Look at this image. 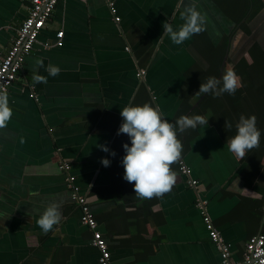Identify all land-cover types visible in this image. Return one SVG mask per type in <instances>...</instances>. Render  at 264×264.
<instances>
[{
    "label": "crops",
    "instance_id": "obj_1",
    "mask_svg": "<svg viewBox=\"0 0 264 264\" xmlns=\"http://www.w3.org/2000/svg\"><path fill=\"white\" fill-rule=\"evenodd\" d=\"M29 1L0 0L5 48L27 17ZM113 3L115 12L109 0H61L7 92L13 116L0 129V264H100L92 232L81 224V209L59 169L62 162L72 166L112 264H222L198 199L206 201L205 212L231 259L240 262L249 239L264 234V157L254 158L258 148L238 160L208 123L173 165L177 181L163 198L138 199L134 184L123 178V145L131 141L117 134L121 110L151 103L174 122L184 100H190L184 93L187 70L199 54L208 55L198 35L181 45L163 35L164 23H172L174 30L183 23L181 13L190 0ZM195 6L206 14L205 32L214 45L229 37L218 78L225 67L237 72L243 57L251 63L252 48L264 53V8L247 24L246 16L236 24L213 0H195ZM60 31L62 43L56 45ZM47 43L54 45L45 48ZM49 63L60 67L58 76L48 75ZM210 69L214 76V66ZM141 70L144 77L137 75ZM34 74L47 77V84L34 83ZM239 89L264 134V96L242 83ZM182 162L195 186L180 171ZM53 202L61 205L63 219L44 234L35 219Z\"/></svg>",
    "mask_w": 264,
    "mask_h": 264
},
{
    "label": "clouds",
    "instance_id": "obj_2",
    "mask_svg": "<svg viewBox=\"0 0 264 264\" xmlns=\"http://www.w3.org/2000/svg\"><path fill=\"white\" fill-rule=\"evenodd\" d=\"M181 20L183 23L174 30L172 23L163 24L164 36L170 37L174 45H181L195 35L205 31L207 17L195 6V0L185 5ZM37 66H43L37 60ZM48 75L56 77L60 74L59 66L49 63L45 69ZM34 83L47 84V77L34 74ZM241 87V78L233 68H227L221 78L210 76L202 82L195 95H212L214 98L227 93L235 96ZM123 122L118 135L126 134L131 141L123 145L126 155L123 157L124 179L134 184L135 196L138 199L163 198L170 193L176 184L177 173L173 165L181 161L183 144L178 138L188 129L196 130L200 126H207L210 118L204 115H181L175 122L163 118L159 106L153 107L151 103L143 105H128L121 110ZM13 116L9 103V94L0 89V129L7 127ZM206 127V128H207ZM236 134L228 138L226 147L234 157L243 160L253 149L259 148L261 143V130L257 126V117L241 115L236 123ZM226 130L232 129V124L226 120ZM104 152H110L106 145H99ZM110 154L114 157L115 151ZM101 163L108 167L111 161L102 158ZM33 218V217H32ZM34 219V218H33ZM63 213L58 202L50 203L35 223L44 234L52 231L62 222Z\"/></svg>",
    "mask_w": 264,
    "mask_h": 264
},
{
    "label": "trees",
    "instance_id": "obj_3",
    "mask_svg": "<svg viewBox=\"0 0 264 264\" xmlns=\"http://www.w3.org/2000/svg\"><path fill=\"white\" fill-rule=\"evenodd\" d=\"M223 12L236 24H239L246 16V22H250L260 11L264 8L263 0H213ZM202 46L207 51V57L199 54V61L195 62L186 72V82L184 85L185 95H190V100H184L183 105L176 114L174 122L181 115H204L209 119V124L214 125L219 131L220 135L228 140L236 134V123L241 115H253L250 106L244 101L240 89L236 92L235 96L224 93L219 97L212 95L201 96L195 95L199 91L202 82H206L207 78L211 76L209 71L210 67L214 66L215 77H219L222 69V62L226 55L227 43L229 37H224L219 45H214L205 31L198 34ZM154 50H150L149 57H152ZM252 62L249 63L245 57L242 58L236 65L237 74L241 78V83L247 89L254 88L259 94L264 96V53H258L252 48L249 51ZM227 67H225V70ZM211 70V69H210ZM224 70V71H225ZM222 72V76L224 74ZM221 76V77H222ZM219 79V78H218ZM199 101L198 105L189 113L190 109L194 106L195 102ZM228 120L232 124L231 130H226L225 124ZM258 123V122H257ZM201 127V126H200ZM196 130L188 129L184 133H178V138L183 144V153L189 148V142L193 139L199 128ZM260 147L256 150L255 159L262 160L264 157V134H261ZM253 153V154H254Z\"/></svg>",
    "mask_w": 264,
    "mask_h": 264
},
{
    "label": "built area",
    "instance_id": "obj_4",
    "mask_svg": "<svg viewBox=\"0 0 264 264\" xmlns=\"http://www.w3.org/2000/svg\"><path fill=\"white\" fill-rule=\"evenodd\" d=\"M61 0H30L28 15L19 25L16 30V35L12 45L5 48L0 38V89L8 92L11 86L16 82L19 73L23 70V66L27 57L33 52L35 45L38 43L39 36L42 30L51 20L53 12ZM111 10L115 12L113 0H109ZM120 21L118 17L115 18ZM63 31L57 33L56 45H61ZM54 44L47 43L45 48H50ZM145 70H141L137 75L144 77ZM60 171L67 175V184L71 191V199L80 207L82 225L88 227L92 232V244L98 248L100 252V264H112L111 252L107 241L103 234L98 230L97 220L91 211L89 204L84 195L81 194L79 188L75 184L76 177L71 172L72 166L67 162H62L59 165ZM182 174L190 178L189 183L192 186L197 184L190 175L189 168L182 162L180 164ZM206 201L197 200V208L201 210L203 221L207 226L210 237L218 247L222 264H264V234L252 236L246 246L244 259L240 262H235L231 259L229 246L223 241L218 230L213 226L210 217L205 212ZM264 210V205H263Z\"/></svg>",
    "mask_w": 264,
    "mask_h": 264
},
{
    "label": "bare ground",
    "instance_id": "obj_5",
    "mask_svg": "<svg viewBox=\"0 0 264 264\" xmlns=\"http://www.w3.org/2000/svg\"><path fill=\"white\" fill-rule=\"evenodd\" d=\"M171 21V20H170ZM32 97V96H31Z\"/></svg>",
    "mask_w": 264,
    "mask_h": 264
},
{
    "label": "water",
    "instance_id": "obj_6",
    "mask_svg": "<svg viewBox=\"0 0 264 264\" xmlns=\"http://www.w3.org/2000/svg\"><path fill=\"white\" fill-rule=\"evenodd\" d=\"M225 60H226V58H225Z\"/></svg>",
    "mask_w": 264,
    "mask_h": 264
},
{
    "label": "rangeland",
    "instance_id": "obj_7",
    "mask_svg": "<svg viewBox=\"0 0 264 264\" xmlns=\"http://www.w3.org/2000/svg\"><path fill=\"white\" fill-rule=\"evenodd\" d=\"M226 20V19H225Z\"/></svg>",
    "mask_w": 264,
    "mask_h": 264
}]
</instances>
